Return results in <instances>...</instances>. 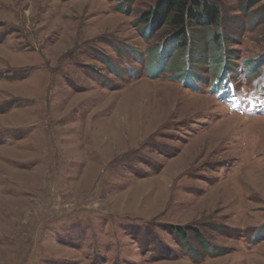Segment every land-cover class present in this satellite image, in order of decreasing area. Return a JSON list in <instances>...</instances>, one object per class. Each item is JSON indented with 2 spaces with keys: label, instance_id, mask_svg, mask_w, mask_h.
<instances>
[{
  "label": "rangeland",
  "instance_id": "obj_1",
  "mask_svg": "<svg viewBox=\"0 0 264 264\" xmlns=\"http://www.w3.org/2000/svg\"><path fill=\"white\" fill-rule=\"evenodd\" d=\"M202 1L182 49L160 0H0V264H264V113L209 90L264 99V0Z\"/></svg>",
  "mask_w": 264,
  "mask_h": 264
},
{
  "label": "trees",
  "instance_id": "obj_2",
  "mask_svg": "<svg viewBox=\"0 0 264 264\" xmlns=\"http://www.w3.org/2000/svg\"><path fill=\"white\" fill-rule=\"evenodd\" d=\"M160 1L161 5H159V7L156 6L157 9H154V11L147 16L144 21L154 23L159 19L162 20L164 24L166 23V29L170 34L171 40L176 42V47L179 45L182 49L187 47L188 28L194 22L207 23L215 26L221 24V12L219 5L208 4L206 1L202 0ZM215 33L216 34L212 35L213 41L221 46V51L226 54V49L223 45V36L220 30H217ZM219 73H221V71H219ZM183 231H185V229H182V231L179 232L183 233Z\"/></svg>",
  "mask_w": 264,
  "mask_h": 264
},
{
  "label": "bare ground",
  "instance_id": "obj_3",
  "mask_svg": "<svg viewBox=\"0 0 264 264\" xmlns=\"http://www.w3.org/2000/svg\"><path fill=\"white\" fill-rule=\"evenodd\" d=\"M130 104V103H129ZM116 123V122H115ZM119 123V122H118ZM117 126V125H116ZM115 127L114 126H112V129H114ZM112 132V131H111ZM20 190V189H19ZM14 201V200H13ZM11 203H13V202H11ZM19 205V204H18Z\"/></svg>",
  "mask_w": 264,
  "mask_h": 264
}]
</instances>
